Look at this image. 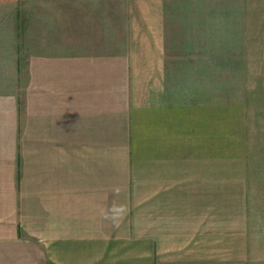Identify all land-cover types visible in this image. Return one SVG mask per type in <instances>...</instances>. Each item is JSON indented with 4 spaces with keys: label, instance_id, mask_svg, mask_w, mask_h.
<instances>
[{
    "label": "rangeland",
    "instance_id": "1",
    "mask_svg": "<svg viewBox=\"0 0 264 264\" xmlns=\"http://www.w3.org/2000/svg\"><path fill=\"white\" fill-rule=\"evenodd\" d=\"M78 8L79 56L89 55L79 58L78 72L88 76L84 73L96 70L99 82L107 79L112 85L110 101H116L102 138L94 116L100 108L79 107L77 139L91 131L103 145L97 151H109L110 163H120L114 121L124 117L129 101L148 105L152 87L165 99L158 107L185 103L191 121L201 123L190 135L191 151H141L133 157L143 206L149 208L154 186L148 187L145 171L150 164L157 174L158 166H168L167 175L155 182L165 192L163 204L171 212L180 209V184L188 185L184 195L190 196L191 211L182 222L188 225L189 218L192 230L200 224L189 245L158 252L154 264H264V0H78ZM42 69L34 60L25 74L37 82ZM96 88L92 104H101L106 83ZM41 102L25 82V127L33 133L40 109L44 112ZM85 111L91 115L88 131L81 124ZM27 147L36 151L32 144ZM95 159L105 157L96 152ZM141 241L148 243V237ZM17 244L0 237V264H50L43 240ZM141 250L143 258L147 253Z\"/></svg>",
    "mask_w": 264,
    "mask_h": 264
},
{
    "label": "crops",
    "instance_id": "2",
    "mask_svg": "<svg viewBox=\"0 0 264 264\" xmlns=\"http://www.w3.org/2000/svg\"><path fill=\"white\" fill-rule=\"evenodd\" d=\"M78 10V0H0V237H10L18 246L25 239L43 240L50 264H154L158 252L189 245L200 224L192 230L189 218L188 225L182 222L191 211L190 196L184 195L188 185L184 189L180 184V209L171 212L163 204L165 192L155 182L167 175L168 166H158L157 174L150 164L145 171L148 187L154 186L149 208L143 206L138 200L143 184L133 157L141 151H191L190 135L201 123L191 121L185 103L158 107L165 99L152 87L148 105L131 97L124 117L118 113L114 121L120 163H110L109 151H97L103 145L88 131L87 111L81 124L88 132L77 139L79 107L100 108L94 116L102 125L96 127L102 138L116 101H110L112 85L107 79L99 82L96 70L84 73L88 76L78 72L79 58L89 56H79ZM34 60L46 69L37 82L25 74ZM25 82L41 95L44 106L35 115V133L25 127ZM99 83H106L108 91L101 104H92L91 92ZM28 144L36 151H28ZM96 152L105 159H95ZM141 237H148V243Z\"/></svg>",
    "mask_w": 264,
    "mask_h": 264
}]
</instances>
